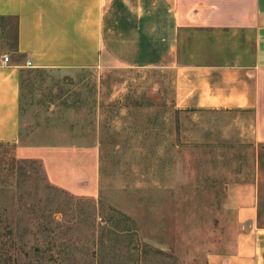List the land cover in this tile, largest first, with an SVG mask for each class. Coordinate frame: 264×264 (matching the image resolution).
<instances>
[{"label": "rangeland", "instance_id": "1", "mask_svg": "<svg viewBox=\"0 0 264 264\" xmlns=\"http://www.w3.org/2000/svg\"><path fill=\"white\" fill-rule=\"evenodd\" d=\"M6 23L0 19V57H12L17 49L16 30ZM22 86V140L99 148V190L90 196L52 183L40 162L16 163L22 158L17 144L0 142V182L8 180L16 204L10 196L4 206L22 207V196L36 200L33 221L19 211L13 222L36 232L22 240H52L54 262L56 245L92 241L93 224H111L112 218L124 228L139 226L129 235L131 248L122 252L115 251L120 237L104 233L112 264H138L137 235L148 249L142 264H208L210 253L234 248L238 226L228 185L256 177L264 225V143L244 131L253 116L178 108L174 67L28 68ZM45 214L50 225L53 218L64 222L62 235L38 232ZM74 253L79 256L78 249Z\"/></svg>", "mask_w": 264, "mask_h": 264}, {"label": "crops", "instance_id": "2", "mask_svg": "<svg viewBox=\"0 0 264 264\" xmlns=\"http://www.w3.org/2000/svg\"><path fill=\"white\" fill-rule=\"evenodd\" d=\"M0 16L19 22L15 53L0 57V142L42 160L49 180L72 193H98L99 148L22 140L28 68L174 67L178 108L251 114L244 131L264 143V0H0ZM227 200L234 248L210 253L208 264H264L258 177L230 183Z\"/></svg>", "mask_w": 264, "mask_h": 264}, {"label": "trees", "instance_id": "3", "mask_svg": "<svg viewBox=\"0 0 264 264\" xmlns=\"http://www.w3.org/2000/svg\"><path fill=\"white\" fill-rule=\"evenodd\" d=\"M0 19H5V21L8 22L6 23L8 29L12 30L13 28L16 30L15 43L13 45L16 48L18 42V18L14 16H0ZM15 162L19 164L40 162L43 165L42 160L36 158H21L15 160ZM19 167L22 168V166ZM17 171L18 170H16V172ZM17 174L19 175L20 180L21 174ZM13 190L14 189L9 184L8 180H2L0 182V264H108V262H111L112 264V261H106L105 252L108 249V244H106V240L102 238L104 233H106V231L113 232L120 237V245L116 248L118 250H115L117 253L118 251L122 252L123 250H129L131 248L128 243L129 235L134 231L139 232V226L134 228H124L120 225V222H117L116 219L113 220L112 218L111 224L99 225L94 223L91 231V236L93 237L92 241H86L80 246L74 247L73 245H75V243H59L56 245V247H59V259L54 262L53 253L55 252L53 251L52 240L44 239L42 242H37V240L36 242H32L31 240L26 241L21 239V236L24 234L36 232L31 231L29 226L26 227V229L21 230L20 225L13 222L16 213L24 211L27 212L28 215H32L27 220V222L30 223L33 221L32 217L35 216L38 208L35 207L36 200L31 202L29 201V198L27 199L24 196H22L23 202L20 204L22 207L15 208V194L12 195ZM10 196L12 199L11 203L15 205L11 206V208L4 206V203H7V200L5 199ZM28 197H30L29 194ZM19 203L20 201H18V204ZM119 214H121V212H119ZM44 217V226L38 232H41L47 238L52 235H54L52 238H55L57 235H62V233L65 232L64 222L53 218L55 224L50 225L51 222H49V224L46 222L48 220V215L45 214ZM123 218L124 221L129 220L131 223H135V221L129 216L124 215ZM144 242L145 239L137 235V241L134 243L136 244V247L133 251L138 256V259H135L138 264L144 262L145 253L148 250L147 245ZM76 249L79 250V256L77 254L74 255V250ZM162 253L165 254V252ZM166 256L172 255L166 254ZM20 261H22V263Z\"/></svg>", "mask_w": 264, "mask_h": 264}, {"label": "built area", "instance_id": "4", "mask_svg": "<svg viewBox=\"0 0 264 264\" xmlns=\"http://www.w3.org/2000/svg\"><path fill=\"white\" fill-rule=\"evenodd\" d=\"M9 60H10V57L6 55V56L4 57V61H5V62H8ZM28 65H32V62L29 61V62H28Z\"/></svg>", "mask_w": 264, "mask_h": 264}]
</instances>
